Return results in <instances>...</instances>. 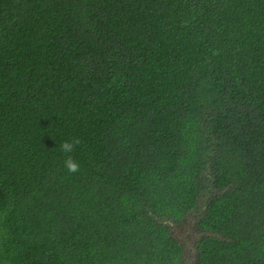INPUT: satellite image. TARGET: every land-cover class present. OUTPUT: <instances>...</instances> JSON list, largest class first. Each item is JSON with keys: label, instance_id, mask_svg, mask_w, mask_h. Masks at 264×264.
<instances>
[{"label": "trees", "instance_id": "1", "mask_svg": "<svg viewBox=\"0 0 264 264\" xmlns=\"http://www.w3.org/2000/svg\"><path fill=\"white\" fill-rule=\"evenodd\" d=\"M189 219L264 264V0H0V264H182Z\"/></svg>", "mask_w": 264, "mask_h": 264}, {"label": "clouds", "instance_id": "2", "mask_svg": "<svg viewBox=\"0 0 264 264\" xmlns=\"http://www.w3.org/2000/svg\"><path fill=\"white\" fill-rule=\"evenodd\" d=\"M81 141L78 137L65 140L61 143L60 149L63 153L68 154L64 160V167L70 174H76L80 171V163L70 154L73 153L80 145Z\"/></svg>", "mask_w": 264, "mask_h": 264}, {"label": "rangeland", "instance_id": "3", "mask_svg": "<svg viewBox=\"0 0 264 264\" xmlns=\"http://www.w3.org/2000/svg\"><path fill=\"white\" fill-rule=\"evenodd\" d=\"M192 221H190V219L184 224L181 225L179 230L176 231L177 233V237L179 240L184 241L187 247V253H188V259H190V255L189 253L195 249L194 245H195V240H196V235H197V231L193 230L192 228ZM189 262H191V260H188Z\"/></svg>", "mask_w": 264, "mask_h": 264}, {"label": "flooded vegetation", "instance_id": "4", "mask_svg": "<svg viewBox=\"0 0 264 264\" xmlns=\"http://www.w3.org/2000/svg\"><path fill=\"white\" fill-rule=\"evenodd\" d=\"M195 254H196V251L195 249L192 251V253L190 252L189 255H190V258H192L191 262L187 260H185L184 262H182V264H194V258H195Z\"/></svg>", "mask_w": 264, "mask_h": 264}]
</instances>
